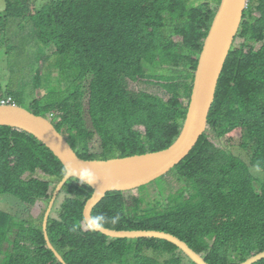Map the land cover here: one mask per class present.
<instances>
[{
    "label": "trees",
    "instance_id": "obj_1",
    "mask_svg": "<svg viewBox=\"0 0 264 264\" xmlns=\"http://www.w3.org/2000/svg\"><path fill=\"white\" fill-rule=\"evenodd\" d=\"M30 2L5 0L0 11V47L12 72L6 95L19 106L31 98L28 110L69 136L84 161L127 159L175 144L221 0H45L39 8ZM256 11L264 16V0H249L238 33L242 43L226 62L208 131L160 180L178 183L169 195L161 191L166 209L144 203L142 195L130 205L135 190L113 191L94 208L95 221L115 230L171 233L210 264H242L264 252V17L258 21ZM40 50L51 56L35 96L29 87ZM141 82L162 93L130 88ZM225 139L229 147L218 148ZM235 141L251 153V166L261 175L233 155ZM65 176L64 165L34 136L0 127V199L28 208L48 204ZM63 194L49 231L68 264L184 263L186 256L167 241L115 240L89 228L84 208L94 190L88 184L73 179ZM47 210L22 217L0 208V264H63L46 241ZM156 255L171 258L162 262Z\"/></svg>",
    "mask_w": 264,
    "mask_h": 264
},
{
    "label": "water",
    "instance_id": "obj_2",
    "mask_svg": "<svg viewBox=\"0 0 264 264\" xmlns=\"http://www.w3.org/2000/svg\"><path fill=\"white\" fill-rule=\"evenodd\" d=\"M247 6L248 0H221L217 9L211 29L206 37L193 95L196 112L197 110L200 111L203 116L208 113V109L214 100L216 81L223 70L224 63L234 43L236 34L241 28L243 15ZM203 123L204 118H200V121L196 120L192 126L194 130L201 132ZM13 124L43 140L44 144L51 148L67 166L69 175L60 185L57 194L60 193L72 176L80 178V172L83 169H88L94 174L95 183H87L94 189V194L88 200L84 214L91 227L101 230L106 235L114 238H137L144 236L145 233L143 231H133V233H130V231H116L105 228L93 221L91 216L93 207L106 196L108 191L132 189L165 175L185 155H188L191 150L190 146H186V148L178 147L157 155L145 156L133 160H116L110 163H84L77 158L72 148L66 144L65 139L49 121L43 118H37L20 108L1 107L0 126ZM67 147H69V151L64 152ZM178 151L180 152L174 154ZM57 194L53 202L56 200ZM51 210L52 207H50L45 221V235L50 249L55 252L61 262L67 264L49 237L48 217ZM146 236L168 239L186 253H189L196 259L198 264H204L196 258L188 245L171 236L160 233H146Z\"/></svg>",
    "mask_w": 264,
    "mask_h": 264
},
{
    "label": "bare ground",
    "instance_id": "obj_3",
    "mask_svg": "<svg viewBox=\"0 0 264 264\" xmlns=\"http://www.w3.org/2000/svg\"><path fill=\"white\" fill-rule=\"evenodd\" d=\"M205 47V46H204ZM232 48H233V46L231 47V49H230V51H229V55H230V52H231V50H232ZM203 51H204V49H203ZM49 54H50V52H49ZM202 54H203V52H202ZM202 54H201V56H200V61H201V59H202ZM229 55H228V57L226 58V61H225V63H224V67H223V70H222V72H221V74L219 75V78H218V80L216 81V87H215V92H214V100H213V102L211 103V105H210V108L208 109V113L205 115V116H203L202 115V113L200 112V111H198L197 110V112H196V109H195V103H194V99H193V95H194V91H193V94H192V100H191V105H190V109H189V114H188V118H186V121H185V124H184V127H183V129H182V132H181V134H180V136L178 137V139L175 141V144L173 145V146H171L169 149H167V150H165V151H162V152H158V153H153V154H148V155H143V156H135V157H132V158H127V159H115V160H110V161H84V160H82V159H80L79 157H78V155H77V153H76V151H75V149L73 148V146L71 145V143H70V140H69V136L67 137L66 135H63L57 128H56V126L53 124V122L48 118V117H44V116H36L34 113H32L31 111H29L28 109H26V108H24V107H22V106H19V105H17L16 104V100H15V97L14 96H10V95H0V108L1 107H16V108H20V109H22V110H24V111H26V112H28L29 114H31V115H33V116H35V117H37V118H43V119H46L47 121H49L55 128H56V130L61 134V136L65 139V141H66V144L68 145V146H70L71 148H72V150H73V152L76 154V156H77V158L80 160V161H82V162H84V163H110V162H112V161H116V160H121V161H123V160H133V159H137V158H142V157H145V156H151V155H157V154H160V153H163V152H167V151H170V150H174L175 148H178V147H183V148H186V146H190V148H191V150H190V152L188 153V155H185V157L183 158V159H181L178 163H177V165H175L173 168H171L165 175H162V176H160V177H158V178H155L154 180H152V181H149L148 183H145V184H143V185H141V186H137V187H134V188H132V189H127V190H114V191H129V190H136L137 188H140V187H144V186H148V185H150L151 183H153V182H155V181H159V180H162V178H165V177H167L172 171H174L180 164H182L185 160H186V158H188L191 154H192V152L195 150V148L198 146V144H199V141L201 140V138H202V135H204L208 130V121H209V116H210V113H211V110H212V107H213V105H214V103H215V100H216V94H217V90H218V85H219V82H220V79H221V77H222V74H223V72H224V69H225V65H226V62H227V60H228V58H229ZM49 56V55H48ZM200 65V64H199ZM198 69H199V67H198ZM198 71V70H197ZM196 76H197V72H196ZM195 87H196V78H195ZM195 87H194V90H195ZM192 114V116L190 117V115ZM200 118H204V123H203V125H202V131L201 132H198V131H196V130H194V128H193V123L197 120V121H200ZM0 127H12V128H17V129H21V130H23L22 128H20V127H17L16 125H1ZM193 130V131H192ZM23 131H25V130H23ZM25 132H27L28 134H30V135H32V136H34L38 141H39V143H41V144H44V141L43 140H40L36 135H34V134H32V133H29L28 131H25ZM198 133V135H196ZM192 138H194V139H192ZM52 153H54V155L60 160V162L64 165V167L66 168V176H65V178L69 175V171L67 170V166L65 165V163L60 159V157H58L57 156V154L51 149V148H49L46 144H44ZM69 151V147H67V149L66 150H64V152H68ZM180 151H178V152H176V153H174V154H177V153H179ZM173 154V155H174ZM65 178L62 180V182L65 180ZM73 179H78V180H80V178L79 177H77V176H72L68 181H67V183L65 184V186L63 187V189L60 191V193L59 194H57V192H58V190H59V187H60V185L62 184V182L60 183V185H59V187H58V189H57V191L55 192V195H54V197H53V199L47 204V212H46V215H45V220H44V234H45V221H46V217H47V214H48V212H49V209H50V207H52V210H51V212H50V215H49V217H48V233H49V237H50V240H51V236H50V231H49V224H50V219H51V216H53V214H55V213H57V208L59 209V208H61V206H62V204H63V202L65 201H63L60 205V207H59V201H60V199H61V197L64 195L63 194V192H64V190H65V187L68 185V183L71 181V180H73ZM85 183V182H84ZM87 184V183H86ZM90 186V185H89ZM91 187V186H90ZM92 188V187H91ZM93 189V188H92ZM94 190V189H93ZM109 192H113V191H108L107 192V194L109 193ZM56 194H57V198H56V200L53 202V200H54V198L56 197ZM107 194H106V196H107ZM105 196V197H106ZM92 197V196H91ZM90 197V198H91ZM105 197L98 203V204H96L94 207H93V209H92V212H91V216H92V219H93V221L94 222H96V223H98V224H100V225H102L103 227H105V228H108V227H106V226H104L103 224H101L100 222H98V221H95V219L93 218V210H94V208L96 207V206H98L104 199H105ZM89 198V199H90ZM88 199V200H89ZM88 202V201H87ZM87 204V203H86ZM86 206V205H85ZM84 210H85V208H84ZM58 215H59V212L57 213ZM84 216H85V214H84ZM85 219H86V217H85ZM86 222H87V220H86ZM87 226L89 227V228H92V229H94L95 231H98V233H103V231H101V230H98V229H95V228H93V227H91L90 225H89V223L87 222ZM108 229H110V228H108ZM111 230H115V229H111ZM116 231H130V233H133V231H143V233H145V235L144 236H142V237H137V238H114V237H111V236H108V235H106L105 233H103L104 235H106V236H108V237H110L111 239H115V240H118V239H129V240H131V241H133V240H137V239H159V240H163V241H167V242H169V243H172V244H174L177 248H178V250H179V252H182L183 253V255H185L186 256V258H188L189 260L191 259L193 262H195L196 264H198L197 262H196V259H194L189 253H186L183 249H181L179 246H177L175 243H173L172 241H170V240H168V239H164V238H159V237H147L146 236V233H160V234H164V235H167V236H171V237H173V238H175V239H177L178 241H181V242H183V243H185L186 245H188V247L190 248V250L195 254V256H196V258L198 259V260H200V261H202L204 264H210V263H208L205 259H204V257L201 255V254H199L194 248H192L188 243H186L185 241H183L182 239H180L179 237H177V236H175V235H173V234H169V233H165V231H162V230H153V229H139V230H127V229H125V230H116ZM45 237H46V235H45ZM46 241H47V238H46ZM51 242H52V240H51ZM47 243H48V241H47ZM52 244L54 245V243L52 242ZM48 246H49V244H48ZM50 247V246H49ZM54 247H55V245H54ZM56 248V247H55ZM57 250V249H56ZM51 251H53V250H51ZM58 251V250H57ZM54 252V251H53ZM55 253V252H54ZM61 255V254H60ZM63 257V256H62ZM64 258V257H63ZM64 260H65V258H64ZM262 260H264V252H261V253H259L258 255H256V256H253V257H251V258H249L245 263H242V264H257V263H259L260 261H262ZM61 262V261H60ZM65 262H66V260H65ZM63 263V262H62ZM67 263V262H66ZM63 264H65V263H63ZM68 264V263H67Z\"/></svg>",
    "mask_w": 264,
    "mask_h": 264
},
{
    "label": "rangeland",
    "instance_id": "obj_4",
    "mask_svg": "<svg viewBox=\"0 0 264 264\" xmlns=\"http://www.w3.org/2000/svg\"><path fill=\"white\" fill-rule=\"evenodd\" d=\"M45 0H31L30 4H32L33 7L39 8L41 5L44 4ZM206 1H202L199 2L198 4H205ZM6 6L5 0H0V11L3 10V8ZM211 7H214V4L211 3ZM257 16H259V14H256ZM15 30H17V28H14ZM24 35L26 34L25 32H14L11 31L10 35ZM6 36H9L6 34ZM241 40L238 39L237 40V44L240 42ZM16 44H18V41L16 42ZM47 54H49L48 57L51 56V51H46ZM16 54L18 55V52H16ZM48 57H43V50H40L39 52H36L35 54V58H36V63L37 65H35V77L33 80V83L30 85L29 87V91L33 90L34 95L36 96H40L41 94V88L39 86H41L39 77L42 75V73L46 74V70L45 72L42 70L43 67H47L49 65V62H45L46 59ZM17 58H19L17 56ZM43 63H45V65H42ZM10 58L9 56H7L5 54V47L1 46L0 47V95H6L5 94V85L9 84L12 78V72L10 70ZM37 86L39 87L37 89ZM130 88L136 91H149L151 93H155V94H161L162 90L153 86H148L145 85L143 82H141V84H134L131 83L130 84ZM31 92V93H33ZM31 93H29V96H31ZM45 93V91H44ZM15 100H18L15 98ZM32 99L29 98L27 101L24 102V104H21L20 106L28 109L30 106ZM68 137V136H67ZM69 138V137H68ZM216 146L218 148L220 147H229L227 145V140H223L221 141L220 144H216ZM230 151L233 153V155H235L236 157L240 158L242 161H244L245 163H248L251 166V153L250 152H246L241 148V143H239V141H235V143L231 146ZM252 172L255 176H259L261 175L262 171L259 170L258 168L252 167ZM169 176H167L166 178H168ZM171 181V182H170ZM178 187V183L176 182L175 178L172 177L171 180H166L160 182L159 181H155L153 183H151L148 186H144L142 189V191H140V188H137L135 190V192L133 193V195L130 198L129 204L132 205L133 201L136 200V196L137 195H142V198L144 199V203L149 204L151 206H156L158 211H162L166 209L165 206V200L164 197L161 195V191H164L166 195H169V193L171 192H175L176 189ZM13 200V198H11ZM66 199V196L63 195L59 201V207L61 206L60 204ZM2 200V201H1ZM4 201L3 199H0V208L3 210L6 209H12V213H14L15 211L19 212V216L22 217H27L28 215H34L36 217H38L44 209H46L47 207V203H41L37 206H35L34 208H28V206L26 205H18V203H16L15 201ZM55 216H58L57 213H55ZM10 238H13V235L10 236ZM9 246V243L5 244V247ZM7 250V248H6ZM179 255L183 256L182 254ZM156 257L164 262L165 260H168L169 258H171L170 255H166V256H160V255H156ZM184 257V256H183ZM183 264H190V260L184 258V263Z\"/></svg>",
    "mask_w": 264,
    "mask_h": 264
},
{
    "label": "clouds",
    "instance_id": "obj_5",
    "mask_svg": "<svg viewBox=\"0 0 264 264\" xmlns=\"http://www.w3.org/2000/svg\"><path fill=\"white\" fill-rule=\"evenodd\" d=\"M221 3V2H220ZM220 5V4H219ZM248 6H249V0H248ZM248 6H247V8H246V10L248 9ZM33 7V6H32ZM219 7V6H218ZM218 9V8H217ZM246 10H245V12H246ZM245 12H244V14H245ZM256 14H259V16H257ZM254 16H255V18L259 21V20H262L263 19V14H261L260 12H255L254 13ZM243 23H244V15H243V20H242V24H241V28H242V26H243ZM241 28H240V30H241ZM211 29V28H210ZM239 30V31H240ZM239 33V32H238ZM238 33L236 34V37H235V39H234V43H233V45L232 46H239L241 43H242V39H240V38H238ZM207 37V36H206ZM238 39H240L241 41L237 44V40ZM205 41H206V39H205ZM260 41H257L256 42V46L257 47H259L260 46ZM80 182H86V183H95V176H94V174L90 171V170H88V169H83L81 172H80Z\"/></svg>",
    "mask_w": 264,
    "mask_h": 264
}]
</instances>
